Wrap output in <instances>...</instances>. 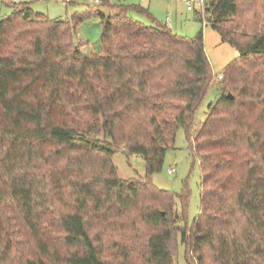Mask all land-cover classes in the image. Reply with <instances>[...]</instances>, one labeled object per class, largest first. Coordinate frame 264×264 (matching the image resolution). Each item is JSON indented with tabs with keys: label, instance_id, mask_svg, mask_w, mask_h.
<instances>
[{
	"label": "trees",
	"instance_id": "1",
	"mask_svg": "<svg viewBox=\"0 0 264 264\" xmlns=\"http://www.w3.org/2000/svg\"><path fill=\"white\" fill-rule=\"evenodd\" d=\"M125 1L85 14L102 23L97 52L25 3L0 20V264H176L179 244L194 264H264V0L207 1L237 51L219 79L202 31L178 36ZM178 129L200 170L190 226L188 190L151 180ZM115 148L144 176L118 177Z\"/></svg>",
	"mask_w": 264,
	"mask_h": 264
},
{
	"label": "rangeland",
	"instance_id": "2",
	"mask_svg": "<svg viewBox=\"0 0 264 264\" xmlns=\"http://www.w3.org/2000/svg\"><path fill=\"white\" fill-rule=\"evenodd\" d=\"M29 6L34 15L39 14L51 20H67L74 25V42L84 53L97 52L100 49V38L102 23L97 16H86L85 14L95 8L108 15L113 13L109 7L117 4V0H108V6H100L102 0L95 4L89 0H17ZM130 3L147 9L149 14L160 25L167 26L174 34L194 38L202 31L204 52L208 58L211 70L215 78L223 68L237 56V51L229 44L222 42L219 34L214 31L207 17L206 24L196 18L194 12L185 9L182 0H131ZM15 2L13 0H0V20L9 17L13 11ZM134 20L146 25H153L145 14L130 13ZM169 21H166V16ZM83 16L82 20L76 18ZM217 97L214 87H211L200 105L198 106L194 126L200 124L207 111V105ZM99 141L105 142L102 138ZM113 163L116 167L118 177L131 179L138 176L143 177V160L135 155H127L122 148H115ZM174 168L175 172L169 174L168 169ZM153 184L159 189L169 191L176 195L183 190H188V204L186 210V223L190 226L200 210V170L198 161L191 154L188 142L182 129H178L173 146L166 151L162 168L151 177ZM176 209L180 208L179 200H175ZM189 259V260H188ZM176 264H194V257L188 253L185 257L184 247L179 244L176 255Z\"/></svg>",
	"mask_w": 264,
	"mask_h": 264
},
{
	"label": "built area",
	"instance_id": "3",
	"mask_svg": "<svg viewBox=\"0 0 264 264\" xmlns=\"http://www.w3.org/2000/svg\"><path fill=\"white\" fill-rule=\"evenodd\" d=\"M16 4L18 3L17 0H13ZM67 1V0H66ZM90 2H94L95 4L99 3V0H89ZM185 4V9L189 12H194L199 18H201L203 24H206L205 20V7L208 0H182ZM169 14L166 16V21H169ZM221 76L219 75V78ZM169 174L175 172L174 168H170L167 170Z\"/></svg>",
	"mask_w": 264,
	"mask_h": 264
},
{
	"label": "crops",
	"instance_id": "4",
	"mask_svg": "<svg viewBox=\"0 0 264 264\" xmlns=\"http://www.w3.org/2000/svg\"><path fill=\"white\" fill-rule=\"evenodd\" d=\"M131 0H126L125 3H128V4H133V3H130ZM144 8V7H143Z\"/></svg>",
	"mask_w": 264,
	"mask_h": 264
},
{
	"label": "water",
	"instance_id": "5",
	"mask_svg": "<svg viewBox=\"0 0 264 264\" xmlns=\"http://www.w3.org/2000/svg\"><path fill=\"white\" fill-rule=\"evenodd\" d=\"M230 98H232V96L231 95H228Z\"/></svg>",
	"mask_w": 264,
	"mask_h": 264
}]
</instances>
